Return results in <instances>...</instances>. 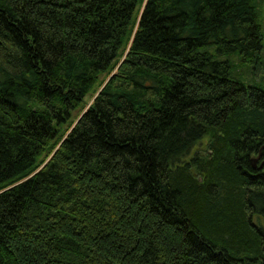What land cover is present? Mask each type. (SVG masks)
Returning <instances> with one entry per match:
<instances>
[{"label":"trees","instance_id":"obj_1","mask_svg":"<svg viewBox=\"0 0 264 264\" xmlns=\"http://www.w3.org/2000/svg\"><path fill=\"white\" fill-rule=\"evenodd\" d=\"M257 2L0 0V264H264Z\"/></svg>","mask_w":264,"mask_h":264},{"label":"rangeland","instance_id":"obj_2","mask_svg":"<svg viewBox=\"0 0 264 264\" xmlns=\"http://www.w3.org/2000/svg\"><path fill=\"white\" fill-rule=\"evenodd\" d=\"M256 9L259 14V20L260 23L263 25L264 28V0H258L256 4ZM225 59V58H222ZM253 70V69H252ZM252 70L249 71V69L245 70L246 73L243 76V72L240 70V74L243 77V80H245L248 84H258L264 87V70H261L259 73H253ZM95 96H89L87 97V102L92 103Z\"/></svg>","mask_w":264,"mask_h":264},{"label":"water","instance_id":"obj_3","mask_svg":"<svg viewBox=\"0 0 264 264\" xmlns=\"http://www.w3.org/2000/svg\"><path fill=\"white\" fill-rule=\"evenodd\" d=\"M258 161H259V158L253 160V166H254V168L257 167ZM259 168L261 169L262 168V165Z\"/></svg>","mask_w":264,"mask_h":264}]
</instances>
